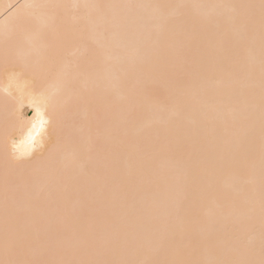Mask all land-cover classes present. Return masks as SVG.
Returning <instances> with one entry per match:
<instances>
[{
	"label": "bare ground",
	"instance_id": "6f19581e",
	"mask_svg": "<svg viewBox=\"0 0 264 264\" xmlns=\"http://www.w3.org/2000/svg\"><path fill=\"white\" fill-rule=\"evenodd\" d=\"M33 3L133 7L105 8L102 12L62 9L63 32L49 33L36 49L23 42L11 48L18 59L28 57L33 61L45 50L59 48L58 67H64L69 59L79 65L72 70V88L82 97L77 101L71 90H65L56 98L58 105H67V124L72 135L80 138L78 158L66 174L37 171L27 184L17 182L9 192L10 197H16V206L23 209L30 202L36 205L42 216L40 227L46 229L69 215L76 217L89 209L118 203L121 188L127 184L136 192L137 208L146 227L153 217H167L178 233L187 227L201 238L210 231L222 235L225 228H237L241 240L254 236L258 254V206L252 222L254 233L245 231L249 222L232 207V202L242 201L252 187L258 200V151L254 186L243 184L247 178L243 166L238 173L226 161L238 151L237 140L243 135L249 105L259 103V34L253 55L245 48L231 54L237 68L255 64L254 80H246L241 74L233 84L223 72L198 71L222 54L223 30H218L211 19L203 25L184 19L185 14L212 18L223 12L230 16L231 9L170 7L167 15L173 19L163 22L158 11L147 6L258 5L259 0H0V40L9 17L20 5ZM52 11L45 9L37 14L50 15ZM255 11L258 15V9ZM86 17L91 22H86ZM231 35L236 41L241 34L233 29ZM179 73H187L195 81L194 87L183 90L182 104L168 99L170 90L177 95L172 78ZM49 82L47 78L42 80L44 86ZM250 84L255 87L254 97L247 96ZM146 87L156 93L151 101L143 95ZM5 98L9 102L7 111ZM140 104L143 110H137ZM49 112L43 100L37 98L33 104L29 86L23 82L17 86L4 73L0 43V127L6 117L15 119L17 156L33 163L47 157L52 129L47 123L42 127L40 121H47ZM258 116L257 108V120ZM80 124L86 125L83 131L77 127ZM29 130L35 134L33 144L26 142ZM67 150L62 146L61 156ZM194 171L204 176L194 213L199 222L186 224L176 219L175 210ZM3 177L0 161V229ZM218 207L222 214L217 213ZM26 223L30 225V216H26Z\"/></svg>",
	"mask_w": 264,
	"mask_h": 264
},
{
	"label": "snow or ice",
	"instance_id": "6c2138e0",
	"mask_svg": "<svg viewBox=\"0 0 264 264\" xmlns=\"http://www.w3.org/2000/svg\"><path fill=\"white\" fill-rule=\"evenodd\" d=\"M14 7V6H10ZM69 7L95 9L102 12L105 8L133 7L117 5H59V4H23L9 17L3 32V71L17 83L23 82L30 87L33 104L37 98L43 100L50 109L48 120L41 118V126L46 123L52 131L49 137L52 147L47 157L32 162L17 156L15 149L17 123L15 119L6 117L0 127V161L4 170L3 225L0 229V264H264V0L259 4L231 5H167L157 4L147 7L155 8L161 21L168 22L172 17L167 15L170 7L191 9L193 7H212L215 9H231V15L225 16L218 12L214 17H196L185 14L184 19L193 25H203L209 19L221 32L222 54L211 64L201 65L200 72L214 69L225 73L227 79L235 84L241 74L244 79L252 81L255 77V64L234 66L231 54L240 48H245L249 55L255 52L256 35L259 34V103L249 105L244 117L243 135L237 140L238 151L226 163L238 173L243 166V184L255 185L257 167V151L259 162V196L254 187L249 188L242 201H233L232 207L239 210L248 223L245 229L254 233L252 225L257 206L259 212V252L257 254L255 238L250 236L241 240L239 229L223 230L222 235L210 231L201 238L190 228L178 233L176 227L167 217H153L145 226L144 216L136 204V192L127 184L121 188V198L118 203L102 205L89 209L79 216H67L63 221L41 229L42 216L38 207L31 202L26 208L16 206L15 196L9 192L17 182L27 184L34 172L56 171L66 174L71 163L78 158L80 138L72 135L67 124L68 107L57 104L56 98L65 90H71L78 101L81 93L72 88V70L79 67L72 60H66L64 67H58L61 56L59 48L48 51L35 61L25 57L18 59L11 54V48L23 42L30 49H36L38 42L44 40L49 33L60 34L65 27L62 9ZM53 10L50 15H38L41 10ZM258 9V15L255 10ZM91 22L90 18H85ZM238 30L240 39L233 41L231 32ZM47 78V86L42 80ZM177 95L169 91L168 99L182 104L183 90L195 86V81L187 73L176 74L173 78ZM143 95L146 101H151L156 93L145 88ZM247 96H255V87L250 84ZM6 111L9 107L5 98ZM37 111L39 114V106ZM144 105L137 106L143 110ZM258 108V120L256 111ZM77 127L81 131L86 125ZM35 129V125H33ZM38 134V130L36 132ZM35 134L29 130L26 142L33 144ZM34 146V145H33ZM68 149L61 156V150ZM30 156V154H29ZM224 162L222 161V164ZM222 170L218 168L217 171ZM203 174L194 171L185 185L183 198L175 210L177 220L182 223H198L194 216ZM24 199L25 196H21ZM217 208V213L222 214ZM30 216V225L26 223ZM211 220V215L209 216Z\"/></svg>",
	"mask_w": 264,
	"mask_h": 264
}]
</instances>
